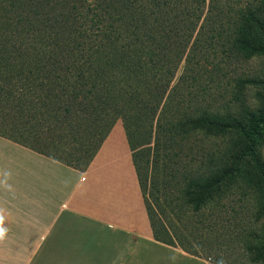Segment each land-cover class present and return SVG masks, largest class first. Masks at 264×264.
I'll use <instances>...</instances> for the list:
<instances>
[{
	"label": "trees",
	"instance_id": "obj_1",
	"mask_svg": "<svg viewBox=\"0 0 264 264\" xmlns=\"http://www.w3.org/2000/svg\"><path fill=\"white\" fill-rule=\"evenodd\" d=\"M219 1L0 0V137L85 171L120 121L155 242L207 260L242 234L264 264V237L225 218L247 198L264 217V78L200 105L213 75L264 58V0L232 15Z\"/></svg>",
	"mask_w": 264,
	"mask_h": 264
},
{
	"label": "crops",
	"instance_id": "obj_2",
	"mask_svg": "<svg viewBox=\"0 0 264 264\" xmlns=\"http://www.w3.org/2000/svg\"><path fill=\"white\" fill-rule=\"evenodd\" d=\"M0 228V264H213L153 240L120 121L85 171L0 137Z\"/></svg>",
	"mask_w": 264,
	"mask_h": 264
},
{
	"label": "rangeland",
	"instance_id": "obj_3",
	"mask_svg": "<svg viewBox=\"0 0 264 264\" xmlns=\"http://www.w3.org/2000/svg\"><path fill=\"white\" fill-rule=\"evenodd\" d=\"M220 3H222V6L224 10L231 15L237 11H247V8L250 7L251 4H257L258 0H220ZM261 19L264 21V16L261 17ZM211 61H213L211 56ZM237 68L235 71L231 74L229 73L227 77L223 78L214 76L213 82H209L210 85L208 91V94L204 98H200L201 106H208L212 105L215 108H222L224 106L225 101L228 99V97H231L229 95V82L230 78L235 76L240 77H255V78H264V58H254L249 61H244L236 64ZM207 80V79H206ZM247 98L251 103L258 104V95L261 93V89L251 88L248 89L246 92ZM224 96L225 98H221V96ZM215 99V100H214ZM199 105V106H200ZM229 138H223V139H213L212 143L216 147H223L226 143H228ZM261 154L262 159L264 162V144L261 147ZM254 199V197H252ZM236 202H231L228 204V208H225V218L229 219L230 222L233 221H239V224H245L244 227L253 230L254 234L258 236L256 239V242L261 243V238L264 237V227H262V223H264V217L262 220L258 222H254L255 212L252 205L253 203H256V199L251 201L249 198L243 199V200H235ZM227 204V202H226ZM244 207V208H243ZM239 211L240 213L237 215L234 211ZM247 213L245 210H247ZM253 215V216H252ZM245 234L247 232H244ZM85 237V250L87 251V254L93 251L95 244H94V236L90 235L89 233H84L83 235ZM243 235L240 234V242H238V238H235L231 236L230 234L226 233L223 239L219 242V247L216 248L213 245H206L203 248V254L204 258H206V261L210 260H216L217 262H220L222 264H254L251 263L248 257V254L243 250L242 248V239L244 241ZM260 239V240H259ZM89 253V254H90ZM166 253V252H165ZM160 255L163 258V264H187L184 259H178L176 257L172 258L174 254H169L170 256ZM162 254V252H161ZM61 253H56L53 255V258L49 256L48 261H61ZM14 256V255H12ZM27 255H15L17 259L19 260H27ZM77 257L79 255H76ZM205 260V259H204Z\"/></svg>",
	"mask_w": 264,
	"mask_h": 264
},
{
	"label": "clouds",
	"instance_id": "obj_4",
	"mask_svg": "<svg viewBox=\"0 0 264 264\" xmlns=\"http://www.w3.org/2000/svg\"><path fill=\"white\" fill-rule=\"evenodd\" d=\"M4 236V230L3 228H0V239H2Z\"/></svg>",
	"mask_w": 264,
	"mask_h": 264
}]
</instances>
